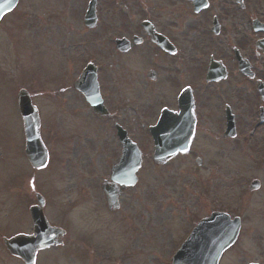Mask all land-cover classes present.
I'll return each instance as SVG.
<instances>
[{"label":"rangeland","instance_id":"374dc122","mask_svg":"<svg viewBox=\"0 0 264 264\" xmlns=\"http://www.w3.org/2000/svg\"><path fill=\"white\" fill-rule=\"evenodd\" d=\"M82 6L83 0H20L0 21V264H21L4 249L1 236L29 231L27 209L35 203V192L45 198L49 221L61 220L68 232L63 245L41 251L36 264H170L199 219L240 202L235 214L244 218L241 241L219 263L264 262V195L244 191L243 197L236 196L252 177L262 175L256 160L264 154V126L233 147L222 148L210 137L204 145L197 134L189 152L154 165L152 142L141 125L146 118L138 116L146 103L133 104L135 110L122 109L117 95L124 97V92L115 93L122 101L119 115L101 120L71 86L80 68L96 54L105 66L103 93L109 91L106 79L112 55L106 49L103 27L110 15L100 4L98 25L89 30L79 24ZM119 70L121 80L129 84ZM20 87L30 92L38 109L40 136L50 155L48 168L35 172L25 184L33 185L32 190L11 181L13 173L26 171L14 101ZM114 122L127 127L140 142L144 159L137 184L121 195L119 211L109 215L96 184L108 179L119 154ZM197 158L202 159L200 165ZM261 184L264 191V179ZM92 206L103 208L95 223Z\"/></svg>","mask_w":264,"mask_h":264},{"label":"flooded vegetation","instance_id":"af4514ba","mask_svg":"<svg viewBox=\"0 0 264 264\" xmlns=\"http://www.w3.org/2000/svg\"><path fill=\"white\" fill-rule=\"evenodd\" d=\"M90 1L83 0L82 7ZM95 4L97 23L100 4L110 15L103 27L112 55L106 94L101 93L104 63L92 54L93 64L103 65L97 68V78L107 109H114L113 100L119 102L115 93L122 91L124 97H117L123 103H146L140 109L150 119L164 108L179 113L182 95L193 109L195 133L203 135L204 145L210 137L221 147L238 145L255 116L259 122L255 129L264 126V0H95ZM119 7L121 11L114 9ZM119 68L131 87L121 80Z\"/></svg>","mask_w":264,"mask_h":264},{"label":"water","instance_id":"95a60500","mask_svg":"<svg viewBox=\"0 0 264 264\" xmlns=\"http://www.w3.org/2000/svg\"><path fill=\"white\" fill-rule=\"evenodd\" d=\"M14 4L15 0H3L0 6V17L6 10L12 8ZM18 102L24 121L25 135L27 138L26 152L29 160L33 163L38 155H40L41 151L43 152L44 150L38 139L39 121L35 109L31 106L30 101L24 92L19 93ZM90 102L94 107L99 104V101L96 97H94V99L90 98ZM127 142L128 141H126V143ZM165 157L167 156H156V159L160 160ZM135 169L136 168L132 169L131 174H133ZM115 178H119L120 182H126L123 180V175H115ZM39 214L42 216L41 212H39ZM35 215L33 221L36 226L38 217ZM224 225L225 223L221 221L219 215H213L210 220L201 222L193 230L189 238L183 244L182 248L178 251L177 255L174 257L173 264H217L221 253L235 241L238 233V229L236 227L234 230L235 232L231 237L226 238L227 236H220V233L225 235V232H227L229 229V227H226L227 229H225ZM43 228L44 231L47 229V227L44 226L41 227V230ZM56 235V231L49 229L47 235L38 233L37 239H9L5 240L4 244L12 254L20 256L27 264H30L37 247H44L48 241H50V239L52 240V238ZM41 237L43 240L41 239L39 244L38 242ZM211 238L217 243V247L211 246L209 244V239ZM37 240L38 242H36Z\"/></svg>","mask_w":264,"mask_h":264},{"label":"snow or ice","instance_id":"6c2138e0","mask_svg":"<svg viewBox=\"0 0 264 264\" xmlns=\"http://www.w3.org/2000/svg\"><path fill=\"white\" fill-rule=\"evenodd\" d=\"M182 151H187V149H182ZM33 166L37 169L43 170L48 168V156L46 153H40V155H38V157L33 161ZM116 183L119 184L120 180L119 178H116Z\"/></svg>","mask_w":264,"mask_h":264}]
</instances>
